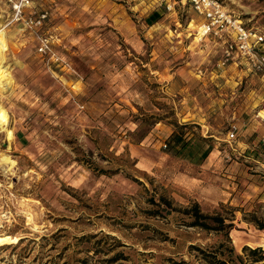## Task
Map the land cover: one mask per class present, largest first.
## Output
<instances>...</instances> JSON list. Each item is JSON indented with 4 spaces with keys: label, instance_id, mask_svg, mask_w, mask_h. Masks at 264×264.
<instances>
[{
    "label": "rangeland",
    "instance_id": "1",
    "mask_svg": "<svg viewBox=\"0 0 264 264\" xmlns=\"http://www.w3.org/2000/svg\"><path fill=\"white\" fill-rule=\"evenodd\" d=\"M220 1L264 32V0ZM29 12L45 14L40 26L12 21L0 0V264L190 260L199 235L149 215L161 194L264 218V88L220 64V43L199 39L187 2L32 0ZM174 121L210 137L202 164L162 147ZM242 216L235 248L264 247Z\"/></svg>",
    "mask_w": 264,
    "mask_h": 264
},
{
    "label": "trees",
    "instance_id": "2",
    "mask_svg": "<svg viewBox=\"0 0 264 264\" xmlns=\"http://www.w3.org/2000/svg\"><path fill=\"white\" fill-rule=\"evenodd\" d=\"M160 17L157 11L147 18L148 24H153ZM173 130L166 139L165 151L173 156L182 157L192 164L200 165L212 150L210 137H203L195 129L193 123L170 122ZM138 132V131H137ZM155 208L149 215L165 217L173 214L187 229H192L199 235L200 242H189L187 253L190 260L183 257L175 264H264V247L243 245L238 251L233 245L230 232L235 228V211L240 210L243 219L252 223L257 229L264 230V218L254 215L246 217L243 209L220 204L219 208L209 212L201 210L197 202L187 206H174L172 200L161 194L151 202ZM167 237V236H165ZM166 238H164L165 240ZM184 241V239L182 240Z\"/></svg>",
    "mask_w": 264,
    "mask_h": 264
},
{
    "label": "built area",
    "instance_id": "3",
    "mask_svg": "<svg viewBox=\"0 0 264 264\" xmlns=\"http://www.w3.org/2000/svg\"><path fill=\"white\" fill-rule=\"evenodd\" d=\"M187 2L201 17L195 29L199 39L214 37L220 43L222 51L221 65L233 61H244L246 67L253 72L264 74V32L256 28L246 27L243 22L232 15L220 0H181ZM12 21H23L27 26H40L45 14L34 16L32 12L26 15L32 0H9ZM46 44L38 47L44 51ZM228 137L233 138L230 131ZM166 148V144L162 145Z\"/></svg>",
    "mask_w": 264,
    "mask_h": 264
},
{
    "label": "crops",
    "instance_id": "4",
    "mask_svg": "<svg viewBox=\"0 0 264 264\" xmlns=\"http://www.w3.org/2000/svg\"><path fill=\"white\" fill-rule=\"evenodd\" d=\"M234 65L235 67L238 65H241L239 68L240 72H234V74L236 75L235 77H237V79H241L239 77H244L245 81L248 82L249 84H254L258 91H260L262 88H264V76L261 75V73H256V72H251L247 67L244 61L240 60V61H233L230 63V66ZM232 77V76H230ZM229 77V78H230ZM248 77V78H247ZM232 79V78H231ZM260 80H262L260 83ZM254 89H256L254 87Z\"/></svg>",
    "mask_w": 264,
    "mask_h": 264
},
{
    "label": "bare ground",
    "instance_id": "5",
    "mask_svg": "<svg viewBox=\"0 0 264 264\" xmlns=\"http://www.w3.org/2000/svg\"><path fill=\"white\" fill-rule=\"evenodd\" d=\"M1 29H0V63H1V61L3 60L2 59V51L4 52V49H5V43H4V40L6 39V38H4L3 37V32L1 33ZM18 64V63H17ZM2 67V65H0V68ZM2 72L4 73V75L5 74H7V72H6V69H1L0 70V75L2 76ZM6 76V75H5ZM6 79V78H5ZM9 79V78H8Z\"/></svg>",
    "mask_w": 264,
    "mask_h": 264
}]
</instances>
